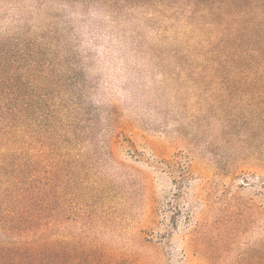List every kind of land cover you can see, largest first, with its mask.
<instances>
[{
    "label": "rangeland",
    "instance_id": "1",
    "mask_svg": "<svg viewBox=\"0 0 264 264\" xmlns=\"http://www.w3.org/2000/svg\"><path fill=\"white\" fill-rule=\"evenodd\" d=\"M169 2L0 0V100L77 136L64 168L117 264H264V23L242 80Z\"/></svg>",
    "mask_w": 264,
    "mask_h": 264
},
{
    "label": "trees",
    "instance_id": "2",
    "mask_svg": "<svg viewBox=\"0 0 264 264\" xmlns=\"http://www.w3.org/2000/svg\"><path fill=\"white\" fill-rule=\"evenodd\" d=\"M171 1L209 28L223 65L247 80L255 60L244 40L264 23V0ZM14 91L0 88V95ZM42 106L0 100V264H117L119 250L101 239L107 220L88 209L91 183L79 180L78 157L67 156L64 168V151L77 136H67L60 119L47 126ZM79 190L86 200L82 210Z\"/></svg>",
    "mask_w": 264,
    "mask_h": 264
}]
</instances>
